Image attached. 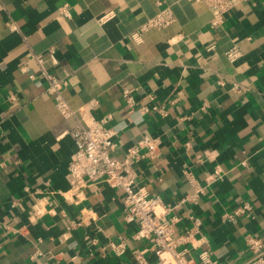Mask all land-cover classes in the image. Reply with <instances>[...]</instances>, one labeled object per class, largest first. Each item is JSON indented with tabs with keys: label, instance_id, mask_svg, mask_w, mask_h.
Instances as JSON below:
<instances>
[{
	"label": "crops",
	"instance_id": "1",
	"mask_svg": "<svg viewBox=\"0 0 264 264\" xmlns=\"http://www.w3.org/2000/svg\"><path fill=\"white\" fill-rule=\"evenodd\" d=\"M157 1L0 0V264H135L133 251L148 247L125 220L123 190L102 184L80 202L59 193L69 189L76 119L61 115L45 79L30 78L40 70L32 52L50 48V70L68 74L70 105L97 99L94 114L111 115L116 157L145 135L157 140L153 157L135 165L138 183L173 206L180 231L200 220L187 243L193 256L208 250L218 264H243L251 257L246 237L264 239V0H244L217 29L205 3L161 0L175 22L133 40ZM110 11L115 17L100 22ZM234 45L243 54L231 62ZM243 202L250 215L225 217ZM121 239L127 249L117 255L108 243Z\"/></svg>",
	"mask_w": 264,
	"mask_h": 264
},
{
	"label": "built area",
	"instance_id": "2",
	"mask_svg": "<svg viewBox=\"0 0 264 264\" xmlns=\"http://www.w3.org/2000/svg\"><path fill=\"white\" fill-rule=\"evenodd\" d=\"M206 4L212 18L210 27L212 29L222 28L225 25L227 16L244 0H190ZM157 11L146 17L131 34L133 40L142 41L143 33L156 28H165L176 20V15L170 6H163L162 1H157ZM60 12L66 16L70 15L69 6H62ZM114 11L107 12L100 22H106L115 17ZM215 42L207 46L208 50H214ZM242 50L238 45L226 51L231 62H236L242 56ZM31 58L39 65V73L30 74L32 80L43 78L47 82V92L54 99L55 104L65 118L73 117L76 125L70 134L75 141V150L67 164V180L69 189L59 192L62 196L69 194L74 202H80L87 194V190L106 184L124 191L122 197L125 220L137 224V231L134 239L145 240L148 247L133 251L135 264H153L146 253L152 251L158 258L156 264H218L214 261L208 250H202L197 257L190 253L187 243L191 241L194 232L198 230L200 220L195 219V228L187 231H180L176 227V218L170 217L173 206L164 202L159 195L151 194L147 188L138 183V176L135 165L144 157H153L156 151V139L145 135L138 142L131 145L122 158L115 156L118 148L116 140L117 132L110 125L111 115L97 117L94 109L99 104L97 99L90 100L78 108L70 105L64 96V89L69 83L68 74L58 76L51 71L49 64H56L55 50L50 48L47 54L32 52ZM25 71L29 66H22ZM233 88L237 91L242 86L234 82ZM124 103L129 108H134L136 98L130 88L122 91ZM142 112H149L152 109L160 111L158 106L143 105ZM188 144V143H187ZM145 149H147L145 151ZM253 207L249 202H243L234 208L233 211L225 214L227 219L235 220L240 215H250ZM39 215V205H34L29 211V218L33 219ZM246 245L251 252V257L243 264H264V239L256 235L246 237ZM108 246L117 255L126 252V242L110 241ZM51 264H62L53 261Z\"/></svg>",
	"mask_w": 264,
	"mask_h": 264
}]
</instances>
